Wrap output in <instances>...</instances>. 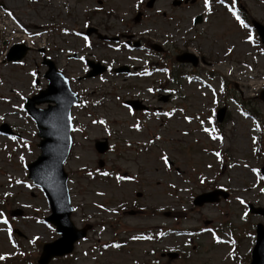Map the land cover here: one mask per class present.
Listing matches in <instances>:
<instances>
[{
  "label": "rangeland",
  "instance_id": "rangeland-1",
  "mask_svg": "<svg viewBox=\"0 0 264 264\" xmlns=\"http://www.w3.org/2000/svg\"><path fill=\"white\" fill-rule=\"evenodd\" d=\"M146 1L0 0L13 11L11 18L0 15V125L12 130L11 135L0 134V255L4 257L0 264H36L42 244L59 237L43 220L49 213L48 203L28 179L25 168L26 162L39 154V138L22 105L25 97L46 83L42 55L51 58L84 97L72 110L73 145L64 170L74 210L72 221L76 226L82 221L92 223L86 240L77 242L73 255L64 260L53 258L48 264H239L241 254L245 257L251 249L253 222L264 225L261 216L245 212L248 201L264 207V183L255 171L264 162V104L257 99L264 88L262 45L251 29L238 26L226 11L232 0H208L210 6H205L204 0H183L178 6L171 0H155L151 8L145 6ZM237 2L247 18L264 24V0ZM138 11L141 16L134 21ZM197 15L203 19L194 24ZM87 26L96 27L100 34L132 35L133 40L160 44L164 50L161 56L145 53L143 57L140 50L86 36ZM16 42L29 46L20 63L5 59ZM184 51L201 59L193 68L195 76L188 84L179 76L167 80L166 67L172 68L173 56ZM74 52L79 58L69 59ZM86 56L132 64L138 70L152 65L156 71L136 73L132 78L110 73L77 78L84 74L81 58ZM157 61L163 63L162 71ZM221 77L227 79L229 89L221 85ZM176 88L180 93L160 101L167 89L176 92ZM133 97L149 105L138 126L132 125L141 113H132L121 104ZM235 99L240 103L236 105ZM158 106L161 111L156 119L153 108ZM223 106L227 123L222 125V133L210 136L200 130L202 118L208 119ZM242 109L249 112L248 117ZM250 113L259 121L252 120ZM104 138L110 147L100 154L95 142ZM257 150L259 158L254 155ZM162 156L171 161L170 167ZM221 169V183L229 186V199H221L217 207L188 202L190 182L193 194H199L211 184L199 183L198 176L211 178ZM213 189L206 191L212 193ZM136 192L141 193L139 197ZM235 198L242 201L241 206ZM219 207L224 209L227 225L233 219L243 230L241 248L230 255L231 260L225 254L227 247L215 245L208 235L190 242L186 237H167L150 243L143 237L145 230L154 231L158 226L188 228L201 225L206 218L218 221L222 215ZM16 208L23 210L22 216H10ZM167 212L177 218L167 217ZM10 225L24 236L11 237ZM166 248L178 255L162 256Z\"/></svg>",
  "mask_w": 264,
  "mask_h": 264
},
{
  "label": "water",
  "instance_id": "water-1",
  "mask_svg": "<svg viewBox=\"0 0 264 264\" xmlns=\"http://www.w3.org/2000/svg\"><path fill=\"white\" fill-rule=\"evenodd\" d=\"M259 30L264 38V27L260 26ZM18 57H21L19 55ZM50 65L49 73L53 77L55 71L52 63L48 62ZM58 74V73H57ZM53 79V78H52ZM42 97L47 101L55 102L54 106H50L44 111H34L32 110V104L38 101L40 96H36L29 100L26 105L29 113L35 118L37 126L39 128V136L43 137L40 147L42 153L30 166L34 167L33 177L35 178V173L38 171L41 173L39 176L43 178L51 187H55L53 181L54 173L59 175V184L63 188V192L66 193L65 189V174L62 169V162L65 159L68 149L70 146V136L69 130L71 128L69 119V108L70 104L73 103L70 99L69 94L59 93V90L55 86V80L50 83L49 87L42 92ZM100 151H104L105 147L98 148ZM40 167V168H39ZM39 168V169H38ZM38 169V170H37ZM49 200L52 202L54 208L52 220L56 225L58 232L62 234V237L54 243H49L44 245V252L39 262L46 264L49 257L56 254H64L72 250V243L80 236L84 234L82 230H76L68 221V214L65 209L56 210V196H53L50 192L47 193ZM60 201V198H58ZM62 203V201H61ZM64 207V206H63ZM264 240V232L261 230L259 232L258 244L262 243ZM252 264H264V256L257 260H254Z\"/></svg>",
  "mask_w": 264,
  "mask_h": 264
},
{
  "label": "snow or ice",
  "instance_id": "snow-or-ice-1",
  "mask_svg": "<svg viewBox=\"0 0 264 264\" xmlns=\"http://www.w3.org/2000/svg\"><path fill=\"white\" fill-rule=\"evenodd\" d=\"M204 4H205V6H207V4H208V0H204ZM233 15H236V13L233 12ZM236 18L239 20V16H237ZM240 23L243 24V21H240ZM245 27H246V25H245ZM37 35H38V33H37ZM248 39L251 40L252 37L249 36ZM33 75H35V73H33ZM150 91H151V90H150ZM185 119H188V117H185ZM205 131L207 132L208 129H205ZM213 131H214V130H213ZM219 155H220V154L217 153V157H219ZM21 159H23V157H21ZM161 159L164 160L165 163L168 162L167 159H166L165 157H163V156L161 157ZM19 182H20V181H17V183H19ZM261 191H264V189H261ZM2 216H3V213H0V217H2ZM4 222L7 223L6 220H5ZM2 259H4V257H3L2 255H0V260H2Z\"/></svg>",
  "mask_w": 264,
  "mask_h": 264
}]
</instances>
